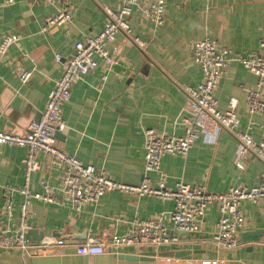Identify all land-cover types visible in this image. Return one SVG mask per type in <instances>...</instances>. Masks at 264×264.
Listing matches in <instances>:
<instances>
[{"label": "crops", "instance_id": "0c3cea01", "mask_svg": "<svg viewBox=\"0 0 264 264\" xmlns=\"http://www.w3.org/2000/svg\"><path fill=\"white\" fill-rule=\"evenodd\" d=\"M6 1L0 0V40L9 33L19 38L0 56V130L22 133L39 119L47 95L61 75L55 53L70 57L77 41L101 30L106 19L103 8L115 9L122 0ZM63 10L72 13V20L43 31L45 19ZM128 21L130 32L117 34L113 43L117 63L108 67L96 57L97 65L73 83L70 99L62 105L66 125L56 137L58 148L128 185L147 179L156 187L163 177L168 190L178 181L202 185L210 192H223L235 184L257 186L262 162L248 154L240 160L243 167L238 168L237 140L225 129L219 131L215 143L195 140L185 156H162L159 172L145 170L144 130L183 134L188 116L183 86H196L202 80L201 69L192 58L194 43L214 39L240 55L258 50L264 33V0H165L162 25H152L136 7ZM133 37H139L144 46H137ZM20 70L31 73L24 83L18 77ZM248 88L259 89L264 96V83L258 87L257 77L232 61L218 81L215 96L222 111L230 109L232 98L237 100L234 112L239 128L245 130L252 120L249 132L258 140L264 111L248 113ZM26 153V147L0 144V222L11 229L18 225L23 197L7 187L24 184L22 160ZM37 158L40 165L31 174L29 187L41 191V180L58 186L61 172L44 154L38 153ZM10 200L13 210L7 216L5 205ZM173 204L171 199L122 190L105 193L79 211L68 203L32 200L27 217L29 236L35 241L60 236L69 245L35 255L0 249V264H264V199L240 205L244 224L234 249H217L211 241L218 212L216 205L210 204L203 230L195 234L177 232V244L125 246L116 254L94 256L74 252L72 244L123 234L134 221L167 212ZM30 230H35V235ZM165 251L187 253L181 257L160 255Z\"/></svg>", "mask_w": 264, "mask_h": 264}, {"label": "built area", "instance_id": "2783aa9c", "mask_svg": "<svg viewBox=\"0 0 264 264\" xmlns=\"http://www.w3.org/2000/svg\"><path fill=\"white\" fill-rule=\"evenodd\" d=\"M12 0H7L9 3ZM53 2L54 0H44ZM140 10L143 18L154 26H160L165 17V0H122L120 6L113 9L103 8L106 19L101 30L92 36L74 44V52L68 58L55 53L54 59L62 66L59 78L47 95L44 109L38 120L32 122L22 133L0 130V144H11L26 147L23 158L24 184L7 188L11 193L23 197L19 204V218L16 228L2 226L0 222V249H16L22 253L35 255L50 249L68 246L62 237L43 236L33 240L29 234L27 217L32 200L45 203H68L79 211L87 203H96L99 198L113 190L133 192L137 195H153L173 200V207L154 217L136 220L128 231L113 234L108 239H90L72 244L74 252L81 256H94L107 252L117 253L125 246L160 247L177 244L180 237L177 232L195 234L203 230L206 209L210 204L217 207L218 216L210 233V239L217 249H234L238 246V232L244 224L240 210L243 202H258L264 199V124L261 125V138L253 139L250 128L254 125L248 121L245 130L239 128V119L234 112L237 100L232 98L230 109L222 111L218 107L215 89L224 69L232 61L239 62L257 77V86L264 83V33L259 40L258 50L247 55L232 52L216 40L204 38L194 43L192 58L201 69L202 80L196 85H185V119L184 132L181 135H161L154 129L144 130L145 170L159 172L160 160L167 154L185 156L198 138L205 142L215 143L221 129L233 134L237 140V159L235 165L242 168L241 159L251 154L263 164L260 182L257 186L248 187L241 184L230 186L223 192H210L199 184H186L178 181L175 188L168 190L162 177L158 186L153 187L147 179L138 185H128L113 180L104 170H97L92 164H85L77 157L68 155L58 148L56 133L65 128L62 117V105L70 99L71 88L76 79L87 74L97 65L96 57L101 58L110 67L117 63L116 46L113 43L119 33H129L131 26L128 17L133 8ZM72 20V13L59 11L45 19L43 31ZM18 35L9 33L0 40V56L9 46L16 43ZM133 42L143 47L139 37ZM30 71L20 70L19 80L26 82ZM105 78V75H103ZM247 111L250 114L264 111V96L259 89L246 90ZM38 153L44 154L48 163L61 172L60 183L54 187L47 180H41V191L34 192L29 187L30 176L40 165ZM12 200L5 205V213L11 215ZM215 262V261H214ZM205 261L203 264H209Z\"/></svg>", "mask_w": 264, "mask_h": 264}, {"label": "water", "instance_id": "95a60500", "mask_svg": "<svg viewBox=\"0 0 264 264\" xmlns=\"http://www.w3.org/2000/svg\"><path fill=\"white\" fill-rule=\"evenodd\" d=\"M59 135H60V133L57 132L56 133V137H58ZM29 232L32 233V234H34V235L36 233L35 230H30ZM64 237H67V236H64ZM186 253L187 252H185V251H165V252H161L160 255H162V256H171V257H181V256H184ZM143 258L147 259V257H143Z\"/></svg>", "mask_w": 264, "mask_h": 264}]
</instances>
